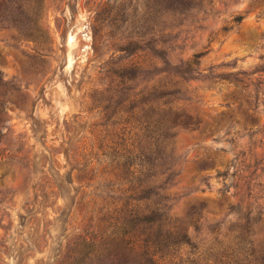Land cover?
Segmentation results:
<instances>
[{
	"label": "rangeland",
	"instance_id": "374dc122",
	"mask_svg": "<svg viewBox=\"0 0 264 264\" xmlns=\"http://www.w3.org/2000/svg\"><path fill=\"white\" fill-rule=\"evenodd\" d=\"M167 5L0 0V264H58L150 205L139 181L188 231L184 261L242 230L264 256V0ZM124 147L143 175L118 170Z\"/></svg>",
	"mask_w": 264,
	"mask_h": 264
},
{
	"label": "trees",
	"instance_id": "16d2710c",
	"mask_svg": "<svg viewBox=\"0 0 264 264\" xmlns=\"http://www.w3.org/2000/svg\"><path fill=\"white\" fill-rule=\"evenodd\" d=\"M186 1L162 0V3L168 4V12L175 13L185 9ZM169 95L171 94L163 93L157 97L162 100ZM129 149L124 147L119 153V163L124 160V165L118 163V170L129 173L131 177L143 175L145 167L141 160L144 161L145 155L142 151L136 153L134 149ZM154 176L156 177L155 174ZM156 183L154 181L149 186L146 182L139 181L136 189L129 190L133 192L130 200L146 201L150 205L144 208L136 205L130 210L131 204L127 203L123 208L113 211L112 222L102 233L77 238L69 255L58 264H195L198 261V264H211L201 260L203 253L195 261H184L177 256L178 250L192 247V243L186 229L164 219L166 206L159 200L160 193L151 188ZM153 197L156 198L155 201ZM249 238L250 231H238L232 243L222 247V260L219 258L216 262L212 261V264H264V256L259 254Z\"/></svg>",
	"mask_w": 264,
	"mask_h": 264
}]
</instances>
